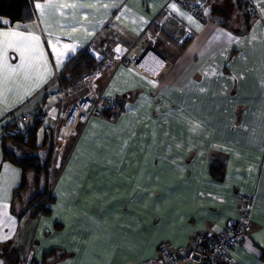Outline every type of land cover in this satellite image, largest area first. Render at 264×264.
I'll list each match as a JSON object with an SVG mask.
<instances>
[{"label": "crops", "instance_id": "obj_1", "mask_svg": "<svg viewBox=\"0 0 264 264\" xmlns=\"http://www.w3.org/2000/svg\"><path fill=\"white\" fill-rule=\"evenodd\" d=\"M194 1L203 5L201 18L177 6L195 23L172 12L168 0H125L119 11L103 8L112 0H100L99 11L77 10L76 20L91 35L83 27L69 32L59 26L70 19L49 20L54 36L77 50L23 103L14 97L0 102V165L17 172L0 200L7 205L0 208V237H7L0 242L3 264L11 248L18 264L29 256L32 264H143L160 246L187 251L198 234L217 235L238 219L241 194L253 196L254 207L249 237L230 252V264H264V21L256 23L261 17L247 16L236 0ZM37 15L32 3L12 25L41 32ZM253 25L256 39L249 42ZM144 32L148 47L169 65L154 72H163L160 82L130 64ZM187 32L191 37L184 39ZM83 49L98 67L78 81L77 98L93 91L120 110L88 118L56 147L60 114L70 104L59 96L57 76ZM37 112L45 121L36 154L48 174L36 181L26 173L17 191L22 172L4 159L1 133L13 117ZM194 123L200 128L191 132ZM213 164L223 168L219 180L210 173ZM47 191L53 197L49 213L30 217L26 206Z\"/></svg>", "mask_w": 264, "mask_h": 264}, {"label": "snow or ice", "instance_id": "obj_2", "mask_svg": "<svg viewBox=\"0 0 264 264\" xmlns=\"http://www.w3.org/2000/svg\"><path fill=\"white\" fill-rule=\"evenodd\" d=\"M252 0H250V3ZM96 3H81L80 0H73L69 3L68 0H44L43 3L39 0H33L34 8L36 9L38 27L43 25L41 32L32 29L30 25H12L11 21L0 18V102L14 97L19 103H23L24 99L31 97L36 89H39L42 84L46 83L55 71H58L63 66L69 53L76 52V45L69 43H61L59 37H55L49 20H59L61 18L70 19L73 22L69 24L59 25L67 28L69 32H75L83 27L89 35L88 25H83L76 20L75 13L82 8H93L99 11ZM125 0H112L111 4L104 3L103 8H113L119 11L124 5ZM168 7L172 12L179 13L181 16H186L190 23H195L192 16L181 12L176 2L168 0ZM201 7L203 5L201 4ZM256 13L261 17V23L264 21V0H256ZM210 9L204 8V14H209ZM254 13V14H256ZM123 13L116 15V20H121ZM88 14H83V19H87ZM199 27V25H197ZM135 30V29H134ZM253 35L249 37V42L256 39L255 25L252 27ZM42 34L47 37L46 41L42 39ZM229 41H233L232 33L225 34ZM71 39L69 35L67 37ZM45 42L48 50H45ZM242 43L243 41H235ZM264 46V41H262ZM63 49V51L61 50ZM115 51L119 53L120 48ZM49 56L52 60H49ZM205 76L208 73L204 74ZM150 83L155 84L154 81ZM203 91V89H201ZM53 111H55L53 109ZM200 128L199 123H194L191 132H196ZM179 147V145H177ZM3 168V173H0V200L7 196L8 189L15 184L17 172L15 169L9 170L8 165H0ZM7 207V205H0V208ZM7 237H0V242L6 240ZM3 264V261H0Z\"/></svg>", "mask_w": 264, "mask_h": 264}, {"label": "built area", "instance_id": "obj_3", "mask_svg": "<svg viewBox=\"0 0 264 264\" xmlns=\"http://www.w3.org/2000/svg\"><path fill=\"white\" fill-rule=\"evenodd\" d=\"M237 1L246 4V13L250 18L259 17V14L256 13V7H254L256 2L250 3L249 0ZM173 2L189 10L198 18L203 16L201 5L194 0H173ZM147 35L148 32H144L135 46L131 64L133 67L139 68L148 78L155 82H160L163 77L155 78L139 66L144 51L150 49L146 44ZM189 37H191L190 32L184 34V39ZM119 110L120 107L115 101H102L100 95L93 91H88L61 112L59 136L55 141L56 147L65 142L76 125L84 124L91 117L96 119L113 117ZM35 119L44 122L45 115L42 112H37L27 116H15L7 126H12L13 131L17 133L22 131L27 123ZM6 127L1 133V138L8 136ZM253 207V196L239 195L237 203L238 219L236 221H228L217 235L198 234L195 245L187 251L177 249L172 252L166 246H160L157 256L147 259L143 264H230L232 262L230 252L249 237ZM31 260L32 258L29 256L22 264H30Z\"/></svg>", "mask_w": 264, "mask_h": 264}, {"label": "trees", "instance_id": "obj_4", "mask_svg": "<svg viewBox=\"0 0 264 264\" xmlns=\"http://www.w3.org/2000/svg\"><path fill=\"white\" fill-rule=\"evenodd\" d=\"M33 3V0H0V17L6 18L11 21V24L20 22L23 19L25 12L29 10ZM238 5L245 3L236 0ZM246 5V4H245ZM247 14V13H246ZM248 16V15H247ZM98 67V62L93 56H91L88 50L83 49L79 51L73 58H71L63 70L57 76L58 86L59 77L63 73H68L67 82H75L81 80V78ZM60 89V88H59ZM39 113V112H38ZM41 121L38 119L27 123L23 130L20 132H14L12 126H7L8 136L1 138L2 150L4 159L21 169L22 178L17 191H22L26 185L25 175L26 173H33L36 176V181L40 176L47 177V164L39 160L37 151L39 147L36 144L37 131L42 127ZM10 146V151L7 147ZM210 173L216 180L222 178L223 168L219 165L213 164L210 167ZM53 202V197L49 191L43 194H38L33 200H31L26 206L30 217H36L38 215H44L49 213V206ZM7 261L8 264H18V253L16 249L8 250ZM261 260L264 262V252L261 254ZM32 264V262L30 263Z\"/></svg>", "mask_w": 264, "mask_h": 264}, {"label": "bare ground", "instance_id": "obj_5", "mask_svg": "<svg viewBox=\"0 0 264 264\" xmlns=\"http://www.w3.org/2000/svg\"><path fill=\"white\" fill-rule=\"evenodd\" d=\"M139 66L142 67L145 72L149 73L151 76L155 78H159L160 75H162L163 72H166L169 65L164 60L160 59L154 52H152L150 49H146L140 59ZM147 68V69H146ZM163 72L160 75H154L155 71H161Z\"/></svg>", "mask_w": 264, "mask_h": 264}, {"label": "rangeland", "instance_id": "obj_6", "mask_svg": "<svg viewBox=\"0 0 264 264\" xmlns=\"http://www.w3.org/2000/svg\"><path fill=\"white\" fill-rule=\"evenodd\" d=\"M131 61H132V59H131ZM131 61H130V64H131ZM68 76H69L68 73L65 72L58 79L59 80V84H60V86H59V88H60L59 89V94L60 95L59 96H60V98H62V100H64V101H66V102L71 104L72 102H74L77 99H79L76 96L77 95V85H78L77 83H78V81L65 83V80L68 78ZM57 84H58V82H57ZM65 107H67V106H65ZM7 148L10 151H14L15 154L17 153L15 150H12L10 148V146H8Z\"/></svg>", "mask_w": 264, "mask_h": 264}, {"label": "water", "instance_id": "obj_7", "mask_svg": "<svg viewBox=\"0 0 264 264\" xmlns=\"http://www.w3.org/2000/svg\"><path fill=\"white\" fill-rule=\"evenodd\" d=\"M151 50V49H150ZM152 51V50H151Z\"/></svg>", "mask_w": 264, "mask_h": 264}]
</instances>
